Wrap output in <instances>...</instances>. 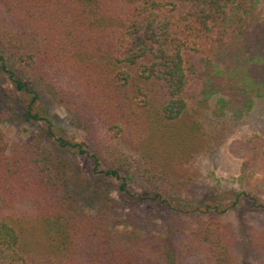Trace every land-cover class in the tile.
<instances>
[{"label":"trees","instance_id":"obj_1","mask_svg":"<svg viewBox=\"0 0 264 264\" xmlns=\"http://www.w3.org/2000/svg\"><path fill=\"white\" fill-rule=\"evenodd\" d=\"M259 4L0 0V264H242L229 206L188 198L180 165L205 146L204 110L240 119L264 97ZM19 111L39 129L12 142ZM228 149L264 192V136Z\"/></svg>","mask_w":264,"mask_h":264},{"label":"rangeland","instance_id":"obj_2","mask_svg":"<svg viewBox=\"0 0 264 264\" xmlns=\"http://www.w3.org/2000/svg\"><path fill=\"white\" fill-rule=\"evenodd\" d=\"M259 6L264 14V0H260ZM41 96L56 128L74 140H81V133L69 124L64 110L47 95ZM203 112L202 121L207 133L205 146L191 160L180 165L183 180L189 182L191 197L188 198L202 196L203 201L212 200L210 203L217 204L220 209L229 206L218 217L233 232L242 264H264V245L257 241L264 232V207L260 206L264 205L263 177L239 178L241 159L228 149L234 140L264 136V97H256L251 109L240 119L229 115L216 117L209 109ZM1 128L7 140L21 142L28 140L32 130L39 129V124L26 120L19 111L13 121L1 124ZM209 191L212 192L207 195ZM236 196V204L230 206ZM82 203L86 207L91 206L85 199ZM161 212L164 213L163 210ZM150 227L160 233L161 220H155Z\"/></svg>","mask_w":264,"mask_h":264}]
</instances>
